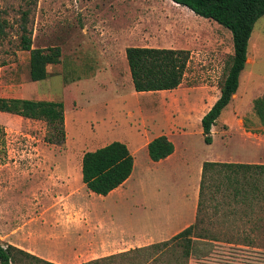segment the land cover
I'll use <instances>...</instances> for the list:
<instances>
[{"label":"rangeland","instance_id":"1","mask_svg":"<svg viewBox=\"0 0 264 264\" xmlns=\"http://www.w3.org/2000/svg\"><path fill=\"white\" fill-rule=\"evenodd\" d=\"M0 26V97L59 100L65 110L60 144L47 141L44 121L0 111L3 246L12 244L7 241L18 235L15 226L24 223L35 231L33 243L43 248L50 245L48 237L72 234L100 248L112 243L107 251L157 243L177 233L179 229L165 231L178 227L187 215L185 175L193 178L201 159L264 163V123L253 110V100L264 92V15L254 24L237 93L218 117L210 146L197 128L187 138L174 137L178 151L184 147V158L159 166L156 175L150 174L139 136L148 139L165 126L173 132L185 126L175 123L184 114L176 98L185 86L136 92L126 73L125 49H185L184 84L208 83L216 94L233 54L228 29L171 0H0ZM22 34L31 36V48H60L58 62L48 64L42 80L29 77L30 53L21 48ZM161 97L167 99L163 106ZM198 108L196 102L189 107ZM113 140L133 151L136 171H142L119 189L133 192L138 203L133 206L110 202L117 199L92 193L81 180L83 153ZM202 215L205 238L194 239L186 261L179 252L150 246L106 258L107 264H264L263 203H236L221 189L206 202ZM115 238L122 240L117 247ZM93 254L83 255L80 262L99 264L91 260ZM15 255L18 264H46Z\"/></svg>","mask_w":264,"mask_h":264},{"label":"trees","instance_id":"2","mask_svg":"<svg viewBox=\"0 0 264 264\" xmlns=\"http://www.w3.org/2000/svg\"><path fill=\"white\" fill-rule=\"evenodd\" d=\"M171 1L188 8L197 16L216 22L231 33L233 54L219 88V97L200 119L203 140L206 144H211L212 125L230 103L232 95L238 88L239 76L248 57L250 35L255 22L264 15V0ZM31 42L30 35H21V48L30 53L29 77L32 81H38L47 77L48 64L58 62L61 52L58 46L46 50L31 48ZM125 57L136 92L171 90L183 80L189 52L185 49L129 46L125 49ZM253 110L260 122L264 123V92L253 100ZM0 111L42 120L48 129L47 141L58 144L64 142L65 110L62 101L0 97ZM173 150L172 141L164 134L154 137L147 143V152L153 161L167 157ZM133 163V155L127 145L119 140H113L83 153L81 180L91 192L107 195L130 176ZM221 189L236 203L247 206L264 204V163L204 161L201 166L193 223L169 239L129 251H139L150 246L169 248L171 252H179V258L186 261L193 251L194 239L205 238L202 236L201 225L204 221L202 214L206 202L214 200L216 192ZM15 252L46 264H53L12 244L3 246L1 242L0 264H18Z\"/></svg>","mask_w":264,"mask_h":264},{"label":"crops","instance_id":"3","mask_svg":"<svg viewBox=\"0 0 264 264\" xmlns=\"http://www.w3.org/2000/svg\"><path fill=\"white\" fill-rule=\"evenodd\" d=\"M126 73H130L129 70H126ZM131 77V76H130ZM181 86H185V88L181 91L183 95L177 96L176 98V103L181 104L182 106V116L178 117L179 122L175 121V123H180L183 122L185 126L183 128H180L179 130H176L173 132V129L169 128L168 126H165L164 128L157 129V131L152 134L150 138L147 139L146 136L140 135L139 136V143L141 148H144L147 150V143L153 139L156 136H159L161 134L166 135L173 143L174 145V150L173 152L168 155L167 157L160 159L158 161H153L150 159L148 155V161L149 165V171L151 175H156L158 174V167H162L163 164L170 163V162H176V161H181L184 157L182 155V151H184V147L182 151H178V146L176 144V141L174 137H181L182 139L187 138L189 135H191L192 132L195 131V128H197L198 132H201L202 135V128L201 130L199 129V123L201 117L204 115V113L211 107V105L214 103V101L219 97L220 91L218 90L217 93L215 94V86L211 84H203L200 87H190L186 86L184 82L182 81L180 85H178L174 90H179ZM239 86V85H238ZM201 88V90H200ZM238 89V88H237ZM173 90V89H172ZM159 91V90H158ZM139 93V92H138ZM237 93V90H236ZM235 93V94H236ZM233 94L232 97L235 95ZM160 105L163 106V103L167 101L166 98L161 97L158 99ZM196 102L197 104L199 103V110L197 111H191L189 109L190 105ZM206 104L203 106L201 103ZM231 102V101H230ZM221 114V113H220ZM220 116V115H219ZM218 119V118H217ZM217 121V120H216ZM215 121V123H216ZM183 124V125H184ZM201 125V123H200ZM215 125V124H214ZM212 125L211 128V133L213 135V127ZM213 140V136H212ZM210 146V144H208ZM128 147V146H127ZM129 149V148H128ZM131 152V151H130ZM133 155V151L131 152ZM148 154V152H147ZM134 163H133V169L130 174V176L118 187L115 189L111 190L107 195H100L102 197H105V199L109 197H113L117 199L116 201H110L113 203H119L123 201H128L133 205L138 204L135 199H134V194L131 190L129 191H121L123 185L127 183V181L136 173V175L142 176V171L140 168L137 169L136 171V161L135 157L133 156ZM204 161H210L205 159H201L197 164H198V170L195 173V176L193 178L191 175L186 173V187L184 191V205L187 207V215L185 214L184 216H181V222L178 225V227L172 228L170 227L167 229L165 232L171 233L175 229H183L184 227L188 226L189 224L193 223L194 218H195V208L197 205V199H198V188H199V181H200V174H201V166ZM242 163V162H241ZM196 164V165H197ZM79 172H80V167H79ZM120 191V192H119ZM93 193V192H92ZM95 194V193H94ZM97 195V194H96ZM143 204V203H142ZM28 224H22V225H17L15 226V230L17 231L18 235L14 237L12 241H7L8 243L11 242L17 243L19 247L23 248V250L36 255L37 257L43 259L46 262H50L53 264H82V263H87L85 260L84 262H80L82 259L81 257L87 253H92V261H98L99 264H107L106 258L112 257V256H126V255H133V251L129 250H110L107 251V249L112 246L107 245L108 241L104 242V246L100 248L98 243L88 241L87 243H84L81 239H78L74 234L72 235H67V236H62V239L59 238H49L48 240L50 242V245L46 248L38 246V244L33 243V239H37L35 237V231L32 229H26ZM44 232V231H42ZM41 232V233H42ZM40 233V234H41ZM53 235V234H52ZM122 241V240H121ZM120 239L115 238L113 241V246L117 247L121 244ZM105 250V253H101V251ZM99 252V253H97Z\"/></svg>","mask_w":264,"mask_h":264},{"label":"bare ground","instance_id":"4","mask_svg":"<svg viewBox=\"0 0 264 264\" xmlns=\"http://www.w3.org/2000/svg\"><path fill=\"white\" fill-rule=\"evenodd\" d=\"M174 3V2H173ZM174 4H176V3H174ZM176 5H179V4H176ZM181 6V5H180Z\"/></svg>","mask_w":264,"mask_h":264}]
</instances>
